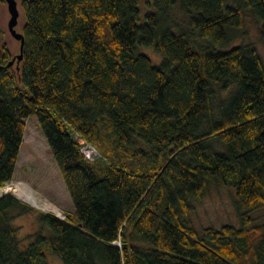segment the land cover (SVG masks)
Segmentation results:
<instances>
[{
    "label": "trees",
    "instance_id": "obj_1",
    "mask_svg": "<svg viewBox=\"0 0 264 264\" xmlns=\"http://www.w3.org/2000/svg\"><path fill=\"white\" fill-rule=\"evenodd\" d=\"M151 3L140 21L139 0L20 1L21 60L0 46V187L34 115L74 219L0 195V264H41L45 248L64 264H264V223L247 213L238 228L186 222L217 182L238 209L264 207V64L250 42L227 48L247 16L264 42V0ZM29 214L21 248L11 222Z\"/></svg>",
    "mask_w": 264,
    "mask_h": 264
},
{
    "label": "rangeland",
    "instance_id": "obj_2",
    "mask_svg": "<svg viewBox=\"0 0 264 264\" xmlns=\"http://www.w3.org/2000/svg\"><path fill=\"white\" fill-rule=\"evenodd\" d=\"M21 0H16L19 9V16L16 31L20 32L22 25V15L19 8ZM234 3L235 0H227ZM153 11L151 0H139V20L142 21L144 14ZM171 17L182 28L187 27L186 16L182 13L172 10ZM9 14L6 10L4 0H0V46L5 45L11 55L19 51V43L9 33L7 20ZM259 24L255 23L250 17L244 20L242 27V36L232 41L227 48L236 46L241 42H250L253 44L264 64V42L258 37ZM198 46L206 45V42L196 37ZM139 52L148 56L154 65L161 61L153 48L138 47ZM25 130L19 154L14 169L11 182L21 183L29 187L39 199H45L48 203L55 206L62 213L68 215V219H74L73 204L66 191L62 178L53 161L49 146L47 145L41 130L38 126L36 117L30 115L24 120ZM81 142L82 151L87 154L90 161L99 157V151L95 146ZM85 148V150H84ZM91 152V153H90ZM14 193V192H13ZM12 195V194H11ZM14 196V195H13ZM16 197V196H15ZM192 211L188 214L186 222L192 226L198 233L205 227L218 229L222 225H231L238 228L241 223V213H247L250 220V226L264 223V207L255 210H241L236 206L235 193L232 188H227L220 183L209 184L200 199L192 201ZM35 211H43L34 208ZM51 213V212H50ZM13 214H17L13 212ZM11 224L17 229L16 237L20 241L21 248L28 243L27 238L33 234L38 224L35 214L16 216ZM41 264H64L59 258L54 256L46 248Z\"/></svg>",
    "mask_w": 264,
    "mask_h": 264
},
{
    "label": "water",
    "instance_id": "obj_3",
    "mask_svg": "<svg viewBox=\"0 0 264 264\" xmlns=\"http://www.w3.org/2000/svg\"><path fill=\"white\" fill-rule=\"evenodd\" d=\"M6 4V10L9 14V18L7 20V28L10 35L19 43V51L15 55H12L11 59L8 62V66L18 63L22 58V49H23V35L20 32L16 31L15 26L17 25L19 9L17 7L16 0H4ZM20 8V5H19ZM21 11V9H20ZM22 15V13H21ZM68 217V215H66Z\"/></svg>",
    "mask_w": 264,
    "mask_h": 264
},
{
    "label": "bare ground",
    "instance_id": "obj_4",
    "mask_svg": "<svg viewBox=\"0 0 264 264\" xmlns=\"http://www.w3.org/2000/svg\"><path fill=\"white\" fill-rule=\"evenodd\" d=\"M14 185L16 188H18V192H14L15 196L20 197L25 202L31 204L32 206L38 209L50 211L51 213L55 214L57 218L64 217V214L60 210H58L52 204L48 203L45 199H39L35 195V193L26 185L21 184V183H15ZM5 189L10 190L9 188H5Z\"/></svg>",
    "mask_w": 264,
    "mask_h": 264
},
{
    "label": "built area",
    "instance_id": "obj_5",
    "mask_svg": "<svg viewBox=\"0 0 264 264\" xmlns=\"http://www.w3.org/2000/svg\"><path fill=\"white\" fill-rule=\"evenodd\" d=\"M84 150H85V148H84ZM83 154L87 157V154H85L84 152H83ZM14 184H15V182H11V181L5 182L4 185H3V187L0 189V194L2 192L5 193V192H8V191L18 192V188H16ZM5 188H9L10 190H6ZM44 211L47 212V213H50V211H48V210H44ZM115 244H118V243H115Z\"/></svg>",
    "mask_w": 264,
    "mask_h": 264
}]
</instances>
